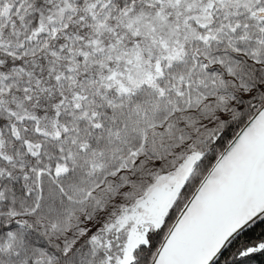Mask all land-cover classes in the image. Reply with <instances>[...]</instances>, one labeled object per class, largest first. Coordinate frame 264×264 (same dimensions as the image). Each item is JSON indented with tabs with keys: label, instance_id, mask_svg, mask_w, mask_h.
Instances as JSON below:
<instances>
[{
	"label": "trees",
	"instance_id": "trees-1",
	"mask_svg": "<svg viewBox=\"0 0 264 264\" xmlns=\"http://www.w3.org/2000/svg\"><path fill=\"white\" fill-rule=\"evenodd\" d=\"M260 1L230 0L225 7L216 0H163L158 7L139 1L114 21L83 24L79 67L47 57L51 69L37 93L10 90L19 109L55 108L76 92L85 94V104L78 110L62 105L60 135L46 140L38 156L14 140L10 144L19 147L6 145L12 159L0 155V264H23L28 254L53 258V264H103L95 233L168 173L167 165L178 166L190 154L181 161L168 155L172 147L164 136L173 139L178 127L214 119L222 128L192 150L202 158L169 221L140 235L132 264H152L208 171L264 106ZM68 4L63 11L40 4L8 17L3 43L34 42L32 32L64 15ZM23 66L31 70L25 76L43 75L45 68L34 59ZM164 121L169 129H162ZM51 164L54 169L45 172ZM16 168L21 180L10 175ZM263 245L264 215L236 234L212 264H264Z\"/></svg>",
	"mask_w": 264,
	"mask_h": 264
},
{
	"label": "water",
	"instance_id": "water-1",
	"mask_svg": "<svg viewBox=\"0 0 264 264\" xmlns=\"http://www.w3.org/2000/svg\"><path fill=\"white\" fill-rule=\"evenodd\" d=\"M192 158V157H190ZM186 160L189 165L192 159ZM183 168V169H184ZM182 170L122 210L112 227L123 228L140 209L161 223L179 191ZM264 215V106L226 147L165 237L152 264H212L229 241Z\"/></svg>",
	"mask_w": 264,
	"mask_h": 264
},
{
	"label": "rangeland",
	"instance_id": "rangeland-1",
	"mask_svg": "<svg viewBox=\"0 0 264 264\" xmlns=\"http://www.w3.org/2000/svg\"><path fill=\"white\" fill-rule=\"evenodd\" d=\"M14 1L15 0H0V66H3L4 71H8L9 73L8 75L6 73H3V75H1L0 90L3 94L10 93L11 89H15L22 92L27 91L32 95L34 93H37V91H39V89L43 87L42 84H46L45 78L48 75L46 72L51 69L49 63H46V61L48 60L47 57H49L50 59H52V57H55L59 62H61V65L64 64L67 66H72L74 67V69L79 67L82 58L77 53V45L79 44V41L84 39V31H82V26L84 23H87L90 27H98L107 23L108 21L116 20L117 16L123 10L131 7L139 1H143L145 4L151 7H158L159 5L157 4L161 3L163 0H111L113 1L111 4H109L110 0H68L69 4L64 10V15H57V17L53 18L50 23H43L39 28H36L32 32V34H35V36L37 37L34 42L28 44L27 47H24V49H13L14 45H12L13 47H9L10 49L5 50L3 46L4 40L2 41V33H5V35L9 34L10 32L8 31V29H10L11 26L9 23V19L4 18V13L19 15L24 12L26 13L28 9L37 8V6H39L40 4L44 8H57L58 11H63L62 6L65 4V0H18L16 3H14ZM216 1L218 4L225 7L230 0ZM107 2L108 4H106ZM260 3L261 8H259L257 12L264 13V0H261ZM5 9H7V11H5ZM31 18H34V16ZM262 26L263 29L261 32L260 41L264 42V24ZM8 42L9 39L7 40V43ZM9 44L14 43L10 42ZM54 48H56V50H54ZM95 56L100 57V55H98L97 53L95 54ZM31 59L37 60L41 64L42 68L45 67L42 71L43 75L31 74V76H25L23 74L28 71L23 68V61L27 63ZM28 73H31V70H29ZM50 82H54V79H50ZM52 96V100L55 101L56 97H58L59 95L53 93ZM10 98H12V96ZM13 100L14 99H12V101ZM190 101L191 99H189V103ZM47 107H49L50 110L52 109L54 111L53 107L48 105L45 108ZM151 113H153L152 109ZM226 115L227 113L224 111L222 117H225ZM51 117L53 118L54 115H51ZM213 120H203L201 127H178L176 129V137H174L173 139L169 135L167 137L164 136L162 142L165 143L166 146L172 147L170 148L168 155H170L171 157L173 156L177 160L180 159L181 161V158L189 150L190 151L188 153H194V151L192 150L201 145L203 141L208 140L215 130H219L222 128L216 127L219 124H217L216 122H212ZM103 126L104 125H102V127ZM161 127L162 129L170 128L166 121H164ZM179 130H181V132L179 133V135L181 134V136L178 138L177 136L179 135L177 134ZM56 135L59 136L60 134L57 132ZM162 161L164 162L167 160L163 159ZM180 163L181 162H179V164ZM176 167L177 165H167L163 171L170 172ZM16 169L17 170H15L14 173L12 172L10 174L11 176L17 175L19 177V169ZM53 169L54 166L53 164H51L48 166L45 172H51ZM39 174H42V172H40ZM19 178L20 180L22 179L21 177ZM142 181L145 180L142 179ZM21 185L22 182L18 181V186ZM15 238L16 235L11 232L8 241L12 242ZM139 242L140 235H136L129 247L127 256L128 261H131L134 258L135 249ZM260 249L263 250L264 245L260 247ZM41 259L43 258L36 257V254H28L25 255V263L23 264H53V258H46L43 260Z\"/></svg>",
	"mask_w": 264,
	"mask_h": 264
},
{
	"label": "flooded vegetation",
	"instance_id": "flooded-vegetation-1",
	"mask_svg": "<svg viewBox=\"0 0 264 264\" xmlns=\"http://www.w3.org/2000/svg\"><path fill=\"white\" fill-rule=\"evenodd\" d=\"M4 15V18L6 19L10 16H15V19L21 16V14L16 16L12 13H4ZM31 38L32 41H34L37 37ZM28 44L30 43L25 41L18 45L7 43L6 45L3 44V46L5 50L10 49L9 47H13L12 45H14L13 49H24V47H27ZM3 70V66H0V73ZM0 94V155H5L7 159H12L10 156L12 151L8 146H6L7 143H9L11 148L19 147L18 145L10 144L13 140L23 144L21 147L25 148L29 154L35 157L38 156L42 146L45 144V141L54 139L56 137V133L61 129L59 120L62 112V105L70 103L74 109L78 110L85 104V94L76 92L72 96H64L63 99L57 103L54 111L52 109L50 110V108H39V110L36 109L31 111L29 108L19 109L14 106V104L10 101V97L12 96L11 93H4V95L0 92ZM3 100L7 101L4 102ZM51 115H54V117L52 118ZM97 127H99V125H97ZM100 127H102V125H100ZM103 127H105V125ZM201 156L202 155L199 153L189 154L174 170L159 177L151 188L144 195L138 198L140 199L143 196H146L152 188L166 182L167 180L165 177L169 173L182 170L184 165L188 162H186V160L192 157L190 158L192 161L189 162V165L183 169L185 173L181 179L179 191L177 192V195L172 198L161 223L158 224V218H156L154 214H149L147 211L140 209V216H136L128 223L127 226L123 228L118 226L112 227L109 232H106L118 214L125 208L134 205L138 200L136 199L129 206L122 209L112 220L109 226L98 230L95 233V241L101 249L100 256L103 258V264H132L135 261L137 252H135V256L131 261H128L127 259L129 247L134 237L136 235L139 236L146 234L147 230L152 226H164L169 221L176 199L182 194L184 187L188 182V178L197 168L199 160L202 158Z\"/></svg>",
	"mask_w": 264,
	"mask_h": 264
}]
</instances>
